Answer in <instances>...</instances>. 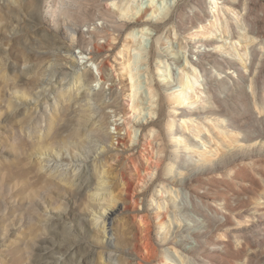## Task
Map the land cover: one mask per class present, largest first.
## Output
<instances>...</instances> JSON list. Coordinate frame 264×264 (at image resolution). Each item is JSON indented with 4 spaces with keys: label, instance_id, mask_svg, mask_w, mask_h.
I'll use <instances>...</instances> for the list:
<instances>
[{
    "label": "rangeland",
    "instance_id": "1",
    "mask_svg": "<svg viewBox=\"0 0 264 264\" xmlns=\"http://www.w3.org/2000/svg\"><path fill=\"white\" fill-rule=\"evenodd\" d=\"M176 1L129 0L133 9L127 12L126 21L138 17L149 3L164 15ZM199 1L204 2L207 12L203 21L194 20L184 27L171 22L155 34L159 22L154 16L150 24L134 28L135 36L128 30L121 36L113 35L116 39L111 40L114 47L108 57L117 79L122 81L118 90L123 93L122 112L114 118H120L121 124L130 123L133 139L127 141L130 148H136V156L144 154L143 159L140 157L144 167L157 156L164 162L162 180L143 171L148 179L139 184L136 168L128 160L129 148L120 146L119 154L112 151L105 155L108 159L118 156L110 170L118 176L124 173L132 181L130 192H136L137 199L134 204L126 202V211L115 217L108 242L90 224L86 207L89 179L94 166H98L94 151L88 152L85 173L75 187L45 176L35 163L39 149L36 141L42 132L47 133L48 126L53 132L58 126L49 115L42 118V111L35 112L31 107L36 108V104L27 99L52 105L71 86L72 77L58 71L49 93L38 92L44 86L42 79L51 60L60 63L64 55L62 48L69 36L65 20L78 24V38L89 46L88 28L93 30L97 25L102 29L104 22L108 19L111 23L112 19H97L94 24L86 20L104 17L105 8L118 11L120 0L114 1L115 5L111 1L107 5L106 0H73L63 15L56 11L58 0H0V264H264V0H181V5L189 13ZM233 28L237 30L234 42ZM125 39L140 40L144 47L137 50L138 54L132 53L142 87L138 98H149L141 99L144 104L140 110L131 109L130 81L121 77L128 58L119 54ZM100 42L108 47L106 39ZM152 44L156 56L150 66ZM202 44L211 45L207 47L211 51L209 61L221 59L227 63H245L249 46L257 45L262 56L254 69L256 83L249 78L242 90L218 86L215 91L219 99L215 100L196 84L198 95L190 93L192 99L183 102L195 115L185 117L172 90L176 95L180 87H169L167 77L172 79L168 75L174 66L182 76L201 78L199 69L196 72L181 57L186 49ZM178 46L182 47L180 51ZM72 53L82 61L86 56L78 45ZM88 66L98 75L97 63L89 62ZM229 72L237 77L234 68ZM156 86L165 96V111L160 123L152 125V120H158ZM151 111L152 120L148 122L144 116ZM180 118L191 120V130L181 126L186 133L183 136L177 128H171V123ZM56 121L63 128L60 139L77 132L76 116L61 111ZM110 128L116 133L113 126ZM126 134L122 131L124 137ZM189 134L200 147L188 143ZM117 187H113L116 192ZM187 194L192 207L184 209L179 205ZM158 203L166 209H158ZM142 216L146 221L140 222ZM144 233L156 248L153 256L141 243Z\"/></svg>",
    "mask_w": 264,
    "mask_h": 264
},
{
    "label": "bare ground",
    "instance_id": "2",
    "mask_svg": "<svg viewBox=\"0 0 264 264\" xmlns=\"http://www.w3.org/2000/svg\"><path fill=\"white\" fill-rule=\"evenodd\" d=\"M109 1H111L112 4L115 5L114 1L116 0H106L107 5L109 4ZM58 2L59 4L57 3L56 5V11L59 12V14H61L60 12H62L63 15V11L66 10L69 5L71 6L73 0H58ZM203 3L202 1L196 2L192 7V11L188 13L185 12L184 6L181 5V0H177L174 5H171L172 3L170 4L171 7L166 13L163 12L164 15L161 11H159L158 7H156L155 4L149 3L146 4L138 17H135V19H132V21H126L125 17H127V12L133 9L132 4L129 3V0H120L118 11L105 8V18H95L92 21L86 20V23L94 24L97 19H106V17L112 19V21L110 20L111 23L107 22L108 19L107 21L105 20L106 22H104V26L102 27V29H100L97 25H95L93 30H91V28H88L87 34L89 35V46L83 45L80 42L77 31L78 24L71 19L65 20L68 21L69 36L67 42L62 48L64 50V55L61 56V59H59V57L57 58L61 61L60 63L54 61V59L51 60L52 62H50V64L48 65L47 73L44 74L45 78L42 79V84H44V86L39 88L38 92L41 94L42 92L47 93L49 88H53V83L55 80L54 76L58 71H64L65 73L63 74L72 77L71 86L68 85V90L67 92L65 91L66 93H63V96H58L59 98L57 100H52L54 105H50L49 102L46 101V105L43 106L40 104L38 99L33 101L27 99L29 103L34 102V104H36V108L31 107L35 112L38 113L39 111H42V113H40L42 118H46V116L49 115V117H51V122L54 125L58 126L57 129L53 127L55 129V131L53 132L51 127L47 125V133L45 134L42 132L41 135L37 138L38 140L36 139V142L39 144V149L35 154L37 155L35 158V163L39 168H41V172L45 176H53L56 177V179L59 178L62 182H64L65 185L69 184L68 187H75L76 180L83 176L85 173V165L90 158V153L88 154V152L90 150L94 151V158L96 159L95 165L97 163L98 166H94L95 171L89 179V186L87 188L89 199L86 202V207L89 214L88 218L90 224L93 226V228L96 229V232L101 234L104 237V240H107L108 242H111L113 236L112 231L115 217L126 211V202L134 204L137 203V199L135 196L136 192L134 191V195L130 192V187L132 188V185L134 184L131 183L132 181L130 182V180L124 173L119 174V176L116 174L118 176L117 178L112 175L114 174V172H112L110 168H113V162L116 160L117 155L112 156L110 159H108L109 157L106 158L105 155L112 151H115V153L117 152L116 154H119L118 151L120 146L129 148L130 156H128V160L136 168V182L139 184L146 182V179H148L143 174V171L148 172V176L151 178L152 175L157 174L159 175L160 179L162 177L161 172L164 162V159L162 157L157 156L156 158L154 157L155 160L151 162L148 167H144V165L140 161V157L143 159L144 154L142 153L140 157L136 156V148H130V145L127 141L128 139H133V128L129 126L130 123L124 124V121V123L121 124L120 118H114L115 116L120 115L122 112L123 93L118 90V86L121 85L122 81L120 82L117 79V75L115 74L116 70L110 60V57H108L110 56V49L114 47L111 44V40L113 38L116 39V37H113V35L119 33V35L121 36L123 31L128 30L131 31V33H129L130 36H135L134 28L144 27L150 24L153 21L154 16L155 21L159 22L156 26L157 28H159V30H157V33L155 34L160 33V31L164 30L166 26L171 22L173 24H177L180 27H184L187 23H193L194 20L203 21V19L205 20L204 16H206L207 13ZM119 19L121 20L119 21ZM230 32L232 41L234 42L236 39L237 30L236 28H233V31L231 30ZM252 38L253 37L249 38V40ZM257 38L258 37H256L255 39ZM100 39H106L108 47L102 44L100 42ZM123 41L125 44L123 45V48L119 52V54L125 55L128 58L123 64L124 70L121 74V77H127L130 81L131 90L129 96L131 101V109L140 110L142 107L141 105L144 104L143 102L140 103V101H142L144 98L146 100V98L148 97L145 96L144 98H141L142 100L138 98V90L142 91V87L140 86V89L139 83L141 82H138L140 75L137 72V59L136 61L134 60L135 58H133L132 53L134 52V54H138V51H142L144 47L142 46L140 40L139 42L131 41L128 39H125ZM77 45L81 47L82 53L86 54V56L83 57V61L72 53L73 48ZM154 45L155 44H152L150 46L148 55L150 66L153 64V60L156 56ZM172 46H175L174 43ZM210 46L211 45L202 44L196 46L195 48L186 49L185 55L181 57L182 59H185V62L190 63L193 67H195L194 70H196V72L198 71L197 69H199L201 78L199 76H195L194 80H192L191 76L188 74H184L182 76L180 72H178V68H174V66L172 65L171 69L173 72L169 73L170 70L168 71L169 75H167L172 78L168 79L169 77H167L169 87H180V89L177 90L178 94L176 95V90H172L174 91L176 101L179 103V105L183 106V108H181V110L179 111H181V113L185 117H193L195 115L192 107H190L189 105L185 106V100L189 101L188 99H192V94H195L194 96L198 95V88H196V84L203 86L202 92H205L210 99L215 100L219 97L217 92L215 91L218 86L224 85L229 90H242L244 83L248 81L249 78H252L251 81L253 82V84L254 82L256 83L257 76L255 75L256 71H254V69L260 55V51L257 45L252 44L251 46H249V52H246L247 58L245 60V63L236 61L227 63L225 60L221 59H219L221 63L216 60L209 61L208 58L211 57V55L209 54L211 51H208L207 47ZM233 47L235 50H238L235 45H233ZM181 49L182 47L178 46V50L180 51ZM105 53L108 55L104 56L103 54ZM89 62L97 63L98 75H95L92 72V69L88 66ZM210 64L212 65L211 67L209 66ZM184 66L185 65L183 64V67ZM241 66H243L244 69H247L249 74H247V72L244 71ZM232 68H234L238 72L237 77L229 72V70H231ZM180 69L181 67H179V70ZM214 69H217L218 73H215ZM224 74L225 76H223ZM155 89H157V100L155 102L157 103L156 114L158 115V120H152V117L149 116L151 115L152 111L145 114L144 116V119L147 120L151 118L152 125H158L160 123V119L162 118L165 111V96L161 92L159 86H156ZM199 97L202 98V96L200 95ZM8 103L9 105L13 104L11 101H8ZM214 106L215 105H213V107ZM31 108H25V110L27 111ZM32 109L31 111H33ZM61 111L65 112L68 116H76L77 124V128H75L77 132L71 135L68 134L62 139L60 138L63 132V128L56 121V119L59 118V113H61ZM140 115L141 113L137 114L136 117L138 118ZM125 116L126 115H124L123 117ZM128 118L131 119V115H129ZM189 122L191 123V120L189 121L185 118L176 119L171 123V128H177V131H180L181 135L183 136L186 133H182L180 128L181 126H187V130H191ZM43 124L44 123H42V125ZM112 126L114 127L116 133H113L111 131L110 127ZM138 126L141 128L143 127L142 125ZM124 130L127 133L125 137L122 135V131ZM173 131L174 130H172V132ZM82 135L84 136L82 137ZM182 136L177 137L181 139ZM187 137L188 138L186 140L188 141V143H190V145H196L197 147H200L199 143L196 142L195 138H193L191 134H189V136ZM65 158H68L69 161H64ZM187 159L194 160V158H191L189 156L187 157ZM153 183L154 181L152 182V184ZM114 186H118L119 191L116 192V190L113 188ZM169 188L170 187H168V189ZM158 206V209H166V207L162 204L158 203ZM179 206L184 209L192 207L188 194L185 195L183 203ZM144 221H146V219L142 216L140 222ZM141 243L144 249L148 252L149 256H153L155 254L156 248L151 242L148 234H142Z\"/></svg>",
    "mask_w": 264,
    "mask_h": 264
}]
</instances>
